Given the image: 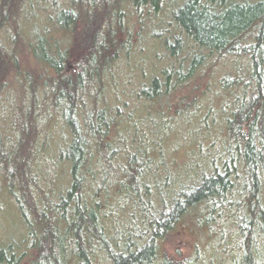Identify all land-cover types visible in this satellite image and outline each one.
<instances>
[{
	"label": "trees",
	"instance_id": "obj_1",
	"mask_svg": "<svg viewBox=\"0 0 264 264\" xmlns=\"http://www.w3.org/2000/svg\"><path fill=\"white\" fill-rule=\"evenodd\" d=\"M58 1L0 0V264H264V0Z\"/></svg>",
	"mask_w": 264,
	"mask_h": 264
},
{
	"label": "rangeland",
	"instance_id": "obj_2",
	"mask_svg": "<svg viewBox=\"0 0 264 264\" xmlns=\"http://www.w3.org/2000/svg\"><path fill=\"white\" fill-rule=\"evenodd\" d=\"M58 2H61V0H59ZM47 12L49 14H51L52 11L50 9V12H49V10L47 9L46 12H45V14H47ZM47 19H48L47 21L49 23H51V20L49 19V17ZM41 20L42 19H40V18H36L35 20L28 21V23L29 24H33V25H36V24L39 25V24H41ZM47 21H46V23H47ZM136 29H137V26H135V28L133 29V31L136 30ZM135 32L136 31L133 32V35L136 38ZM135 38L133 39L132 44H131L132 49H136V47H137L136 45H138V46L141 47L142 53H139L138 54L139 56H141L140 58H138L137 55L131 54L130 55V64H134V63H138L139 62L138 65H141L139 60L142 57H144V54H146V55L148 54L149 55V52H151L150 53V56L151 57H158V56H162L163 55V54H161L163 51L160 48L159 49H154V50L153 49L146 50L147 45L149 44V42H151V44H152V41L150 39L147 40V41L141 40V41H139V43H137L135 45L134 44ZM132 49H131V52L133 51ZM147 51H149V52L147 53ZM154 54H156V55H154ZM158 54H161V55H158ZM20 62L22 63V65L24 66V68H27V67L28 68H32L33 67V65H31V59H30V56H29L28 53H22L20 55ZM229 65L230 64L228 63V59L227 58H224L222 61H220L219 63H217L216 69H215V67L213 69L215 78L217 79L218 76H219V74L225 68H227V66H229ZM74 66H75L74 65V61L72 59L71 60H67V65H66V70L67 71L74 70ZM143 67H145V66H143ZM188 87L189 88L182 89V92H181L182 95H180V93H177L176 95H172L171 96V99H173V101H171V104H170V108L171 109L172 108H174V109L178 108L180 106V104H181L182 99H183L182 97H184L185 95H186L185 98H187L188 100H194V99L196 100L198 97L201 98V100H203V97L202 96H204L205 94L203 95L201 93V91H200V89L203 88L202 85L199 86V87H197V86H195V84H192V85L189 84ZM216 87H218V86L215 84L214 85V89ZM197 95H198V97H197ZM208 98L209 97H207V100H208ZM127 101H128V99H127ZM136 102L137 101L134 100L133 104H137ZM197 104H202L203 105V102L202 101L200 103L197 102ZM205 105L206 104H204V106ZM157 108H159V110H163L165 112L168 111V110H165V104L161 108H160V106H158ZM149 111H151V113H155V112H157V109H149ZM208 142L209 141H207V139H206V141L201 142V146L206 148V146L208 145ZM190 149L193 150V151L196 150V148L195 149H192V147H190ZM180 161L181 160L178 159V161H176V162L179 163ZM10 206L11 205H8V204H7V206H5V208L9 211V213L5 209L4 210H5L6 220H8V225L11 228V230H10L11 233L10 234H12L14 236L15 234L18 233V228H19L18 227V219H17V216H15V214H14L15 212L13 211V208L12 207L10 208ZM180 226H182V225L177 226V228L174 229V231H172L171 235H169V238H168L167 242H165L164 248H163V250L165 251V253H169V254H173L175 256H178L179 254H184L185 251L187 250V246H188V244H189L190 241L189 242L186 241V239L184 237V234H181L179 232V231H181ZM5 229H6V227L5 228H1L0 227V237L2 238V240H4L5 237L8 238V237L12 236V235H9V236H5L3 238V235H5L6 233H2L1 234V230H5ZM25 262H27L26 259L24 260V263Z\"/></svg>",
	"mask_w": 264,
	"mask_h": 264
}]
</instances>
